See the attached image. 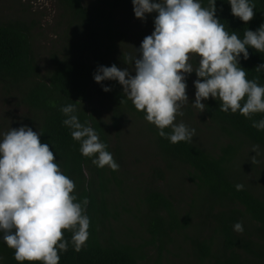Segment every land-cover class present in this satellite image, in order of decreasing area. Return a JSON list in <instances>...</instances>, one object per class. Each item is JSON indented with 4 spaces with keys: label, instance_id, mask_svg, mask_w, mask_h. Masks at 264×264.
I'll return each mask as SVG.
<instances>
[{
    "label": "trees",
    "instance_id": "obj_1",
    "mask_svg": "<svg viewBox=\"0 0 264 264\" xmlns=\"http://www.w3.org/2000/svg\"><path fill=\"white\" fill-rule=\"evenodd\" d=\"M68 22L66 36L60 49L51 57L44 75L32 50V26L20 20H8L0 16V84L7 90L21 94L22 103L34 116L35 131L42 130L41 142L49 145L63 172L76 184L79 199L88 198L86 214L90 220L89 237L80 252L71 243L72 233L65 231L69 241L68 251L60 252L59 264H160L162 255L172 245L176 236L188 238L189 248L196 264H264V130L252 127L253 120L264 119L255 114L251 119L239 112L220 110V102L209 98L198 118L186 108L184 116L216 133L221 145L213 151L191 142L173 144L158 135V129L145 119V113L136 110L123 94L118 81L105 80L97 83L93 75L100 65L115 64L124 69L127 54L116 53L109 21L111 11L90 8L86 0H55ZM203 6L208 0H201ZM255 5L254 18L245 24L232 15L228 0H216V16L229 34L235 32L244 38L247 29L256 31L264 24V0H249ZM118 2L107 4L113 10ZM222 9V11H221ZM70 28L74 29L73 33ZM101 28H104L102 30ZM80 37L81 43L74 40ZM249 58L240 57V66L249 80L256 79L264 86V53L248 48ZM118 55V56H116ZM193 75L196 77L195 72ZM197 79V77H196ZM104 87L111 90L105 92ZM75 104L80 122L89 123L114 160L123 165L117 146H111L114 132L127 118L142 121L151 134L163 169L153 168L150 180L137 189L140 205L133 218L147 238L139 243L121 240L112 232L107 236L112 221H119L128 212L109 200L111 184H122L116 171L109 167L99 168L92 159L80 152V142L71 136V129L63 124L61 108ZM171 133V128L164 130ZM117 135V134H116ZM111 136V137H110ZM259 145L258 152L252 151ZM250 150V151H249ZM245 153V154H244ZM246 157L245 166H240ZM255 157V160H253ZM186 172L188 182L194 186L190 210L181 214L171 194L155 184L165 178L164 173L176 175ZM253 174V181L248 176ZM126 179L129 180L128 176ZM243 189L237 190L236 185ZM130 214V213H129ZM244 231L234 230L236 223ZM187 231H191L189 237ZM0 264H21L14 258L0 234ZM41 264V262H23Z\"/></svg>",
    "mask_w": 264,
    "mask_h": 264
},
{
    "label": "clouds",
    "instance_id": "obj_2",
    "mask_svg": "<svg viewBox=\"0 0 264 264\" xmlns=\"http://www.w3.org/2000/svg\"><path fill=\"white\" fill-rule=\"evenodd\" d=\"M232 15L245 24L254 18L255 8L249 0H228ZM136 18L145 20L155 13L154 31L145 36L135 56L120 69L115 64L100 65L93 75L97 83L118 81L123 94L136 110L145 113L147 122L158 129V135L171 143L191 142L195 129L183 122L182 108L189 103L187 76L195 72V102L198 112H204L209 98L220 102V110L251 119L264 114V86L249 80L240 57L249 58L248 48L264 53V24L256 31L247 29L240 39L229 34L216 16V0H132ZM222 11V9H221ZM197 57L196 66L193 57ZM264 68L258 65L256 70ZM105 92L110 91L104 87ZM63 124L71 136L80 142L85 157H95L99 168L119 170V164L100 141L97 132L87 122L81 123L75 104L61 108ZM252 127L264 130V119L253 120ZM171 128V133L164 130ZM42 130L33 131L27 125L0 133V234L6 245L14 250L16 261L59 264L60 252H67L69 241L65 231L72 233L71 243L80 252L89 237V200L78 198L76 184L61 169L49 145L42 143ZM259 145L252 151L258 152ZM255 160V157H253ZM237 190L243 185L237 184ZM238 233L241 223L234 225ZM3 260V257H0Z\"/></svg>",
    "mask_w": 264,
    "mask_h": 264
},
{
    "label": "rangeland",
    "instance_id": "obj_3",
    "mask_svg": "<svg viewBox=\"0 0 264 264\" xmlns=\"http://www.w3.org/2000/svg\"><path fill=\"white\" fill-rule=\"evenodd\" d=\"M115 1L118 2V5L113 10L107 8V4H113ZM86 4L90 8L97 10L104 8L107 12H112V19L109 23L112 32L117 34L113 40L116 53L135 56L136 48L140 47L144 37L151 35L154 31L156 14H146L145 20L136 18L132 0H86ZM0 16L8 20L20 19L32 26V50L40 68V74L44 75L50 66L52 55L60 49L62 39L67 34L68 22L57 2L55 0H0ZM101 29L104 30V28ZM71 31L70 28V33ZM74 40L81 43L79 36ZM197 60L198 58L194 56L192 59L194 66H196ZM125 68H129L132 75L135 74L132 71V64L128 63ZM193 73L188 75L186 79L189 103L182 108V111L189 108L193 115L198 118V110L192 105L195 102L196 92L194 86L196 77ZM33 120L34 116L22 103L21 94L7 90L0 84V133L7 132L10 127L19 128L23 125H27L35 131ZM175 122H183L190 129H195V135L192 139L206 150L213 151L221 145V141L214 131L205 129L201 125L195 127L197 121L193 123L191 119H187L183 115L177 116ZM111 146L118 147L124 166L116 171V178L122 184L118 188L111 184L112 194L109 200L120 205L118 211L124 208L130 214L124 212L119 221H112L106 234L109 236L112 232L114 237L121 240L139 243L140 237L144 239L147 236L141 232L138 223L133 218L138 209H141L142 212L144 210L140 205L137 189L141 187V183L150 180L151 177L155 178L151 172L153 168L163 169V166L156 155L153 138L142 121H136L132 118L124 120L119 133L114 132L111 137ZM243 158L240 166H245L247 163L246 157L243 156ZM164 175L165 178L155 181V184L165 193L171 194L181 214L189 212L194 186L188 182L186 172L180 171L173 176L169 173H164ZM127 176L129 180L126 179ZM248 178L253 181V174L250 173ZM190 234L191 231H187L186 236L189 237ZM183 236L174 237L172 245L164 251L160 264H196L188 245V238L184 239ZM151 255L150 264H153L155 257L153 253Z\"/></svg>",
    "mask_w": 264,
    "mask_h": 264
}]
</instances>
